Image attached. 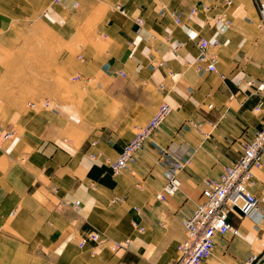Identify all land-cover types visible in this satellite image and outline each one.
<instances>
[{"label":"crops","instance_id":"1","mask_svg":"<svg viewBox=\"0 0 264 264\" xmlns=\"http://www.w3.org/2000/svg\"><path fill=\"white\" fill-rule=\"evenodd\" d=\"M161 1L182 26L159 17ZM226 1L0 0V126L15 132L0 145V264L175 263L203 179L218 178L264 128V0ZM223 13L226 29L214 20ZM168 35L181 49L170 52ZM198 36L220 41L218 72L189 64ZM163 102L171 114L130 170L114 173L110 163ZM158 146L191 158L180 191L164 201ZM255 179L260 195L264 166ZM255 217L234 209L236 232L217 236L203 264H264ZM92 230L128 246H81Z\"/></svg>","mask_w":264,"mask_h":264},{"label":"built area","instance_id":"2","mask_svg":"<svg viewBox=\"0 0 264 264\" xmlns=\"http://www.w3.org/2000/svg\"><path fill=\"white\" fill-rule=\"evenodd\" d=\"M232 2L233 0L226 1L227 4ZM116 7L123 10L120 4H117ZM209 8L208 4L202 6V10H208ZM200 9L198 6H194L190 8L189 12L193 15L198 13ZM258 9V27L264 30V1H259ZM158 15L159 17L170 15L178 26L183 25L181 13L171 10L167 3L163 1L159 3ZM214 20L216 23H222L223 29L231 25V20L226 17L225 13L218 14ZM136 22L140 30L145 20L142 17H137ZM167 39L169 40L170 51L176 52L181 49L182 44L176 43L170 35L167 36ZM195 43L200 52L196 59L189 64L193 65L201 74L218 72L220 41L198 36ZM119 73L125 75L122 71H119ZM248 84L252 85L254 81H249ZM160 88H164V85L161 84ZM37 105L36 103L31 104L32 107H37ZM41 106L47 108L50 106V102L45 101ZM171 112V105L168 102H163L151 121L147 125L138 128L134 138L123 146L119 157L110 163L114 173L130 170L132 164L136 162V153ZM191 123L193 126H198L196 122ZM14 136L15 132L13 130L0 126V145ZM158 152V162L165 168L166 181L156 197L157 200L164 201L180 191L182 185L180 174L191 164V158H182L174 151L159 146ZM92 157L94 158V156ZM263 166L264 128L258 130L253 138L243 143V152L240 158L235 163L225 166L218 178L206 177L203 179L202 199L183 219L186 238L178 245V257L174 264H202L204 260L209 258L214 252L217 236H225L236 232L230 219L231 213L236 208L241 210L244 215L251 217H255V212L258 211L260 217L257 215L255 218L258 223L264 222V192L257 195L253 191V187L257 183L255 170L261 169ZM75 208H80L79 202L75 203ZM88 242L96 244L108 242L113 251L128 246V241H109L98 230H92L83 236L80 245H85ZM256 259L257 257L250 258L247 264H253Z\"/></svg>","mask_w":264,"mask_h":264},{"label":"rangeland","instance_id":"3","mask_svg":"<svg viewBox=\"0 0 264 264\" xmlns=\"http://www.w3.org/2000/svg\"><path fill=\"white\" fill-rule=\"evenodd\" d=\"M170 52H172V51H170ZM73 79H74V80L79 79V76H75V77H73ZM136 132H137V130H136ZM136 132H135V133H136ZM255 213H257L258 217H260V213H259L258 211H256ZM108 247H109V249H110L112 252H114V253H116V252H118V251L120 250V249H119V250H117V251H113V250L111 249V247H110V243L108 244ZM204 261H205V260H204ZM204 261H203V263H204ZM203 263H202V264H203Z\"/></svg>","mask_w":264,"mask_h":264},{"label":"bare ground","instance_id":"4","mask_svg":"<svg viewBox=\"0 0 264 264\" xmlns=\"http://www.w3.org/2000/svg\"><path fill=\"white\" fill-rule=\"evenodd\" d=\"M166 3V2H165ZM259 10V9H258ZM170 16V15H169ZM172 17V16H171ZM173 18V17H172ZM174 19V18H173ZM175 21V20H174ZM176 23V22H175ZM145 24V23H144ZM144 27V25L140 28V30ZM172 73V72H171ZM48 108V107H47ZM157 196V195H156ZM157 198V197H156Z\"/></svg>","mask_w":264,"mask_h":264}]
</instances>
